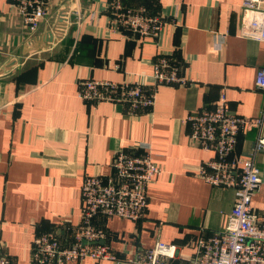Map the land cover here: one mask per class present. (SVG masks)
<instances>
[{"label": "crops", "instance_id": "1", "mask_svg": "<svg viewBox=\"0 0 264 264\" xmlns=\"http://www.w3.org/2000/svg\"><path fill=\"white\" fill-rule=\"evenodd\" d=\"M14 1L0 0L1 250L14 264H30L36 235L56 229L69 244L61 223L79 222L85 176L110 173L118 149L146 142L161 173L148 188L145 217H97L115 258L67 264H133L138 248L159 240L178 248L169 263L190 264L199 237L225 225L235 192L196 174L198 164L214 153L191 143L186 116L211 108L222 95L245 116H258L264 107V93L255 88L264 41L240 35L243 0H122L165 15L159 47L150 38L108 33L110 0H68L60 45L45 36L58 19L61 0H50L49 17L34 32L13 10ZM52 47L44 56H27ZM172 48L194 82L158 86L154 105L140 115L79 96L84 78L153 81L159 50ZM18 56L27 58L18 63ZM256 135L255 129L239 133V155L250 152ZM257 163L262 182L252 202L264 222V151Z\"/></svg>", "mask_w": 264, "mask_h": 264}, {"label": "built area", "instance_id": "2", "mask_svg": "<svg viewBox=\"0 0 264 264\" xmlns=\"http://www.w3.org/2000/svg\"><path fill=\"white\" fill-rule=\"evenodd\" d=\"M50 0H15L13 10L29 31H36L50 14ZM107 32L150 38L157 46L167 24L163 13L150 12L144 6H130L122 0H110L106 5ZM240 35L264 41V0H243ZM176 49V48H175ZM175 49H160L153 63V81L125 78L122 81L84 78L78 82L79 96L94 104H120L130 116H138L155 103L160 85L185 86L194 82L187 76L184 60ZM255 88L264 93V66L257 70ZM189 139L192 144L214 155L201 161L196 174L213 186L232 188L234 204L225 225L203 234L197 241L190 264H264V222L253 205L262 178L257 160L264 151V107L258 116L250 117L233 111L222 95L211 108L188 113ZM257 130L253 147L246 156L238 153V135ZM108 174L87 175L81 185L80 220L61 225L70 236L69 244L50 230L35 236L30 264H67L84 258H115L114 250L105 242L106 231L96 223L99 216H121L133 220L145 217L149 202L148 188L161 173L146 142L118 149ZM0 264H14L1 250ZM177 246L157 241L148 248H138L130 260L133 264H171L168 259L177 254Z\"/></svg>", "mask_w": 264, "mask_h": 264}, {"label": "water", "instance_id": "3", "mask_svg": "<svg viewBox=\"0 0 264 264\" xmlns=\"http://www.w3.org/2000/svg\"><path fill=\"white\" fill-rule=\"evenodd\" d=\"M67 2L68 0H61L62 6L59 11L58 19L56 20L52 31L47 36H45L47 42L52 43L55 38L59 40L63 37L68 15Z\"/></svg>", "mask_w": 264, "mask_h": 264}, {"label": "rangeland", "instance_id": "4", "mask_svg": "<svg viewBox=\"0 0 264 264\" xmlns=\"http://www.w3.org/2000/svg\"><path fill=\"white\" fill-rule=\"evenodd\" d=\"M60 6H62V3H60ZM64 36L65 35H63V37L61 39H59V40L58 39H55L56 40V41H54V42H56L55 44H59L60 45L61 44V40L64 38ZM54 47H56V46H54ZM54 47H52V49H49V50L45 51V53L42 52V51H39L38 53H35L33 55H27V56H29V57H32V56H44V54H49L50 52H52L53 50H55ZM27 56L22 57V58L18 56V60H17L18 63H20L22 60H25L27 58ZM5 70H3L2 72L5 73Z\"/></svg>", "mask_w": 264, "mask_h": 264}]
</instances>
